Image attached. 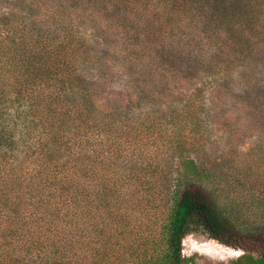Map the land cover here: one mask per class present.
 <instances>
[{"label":"trees","instance_id":"obj_1","mask_svg":"<svg viewBox=\"0 0 264 264\" xmlns=\"http://www.w3.org/2000/svg\"><path fill=\"white\" fill-rule=\"evenodd\" d=\"M195 232L264 264V0H0V264Z\"/></svg>","mask_w":264,"mask_h":264},{"label":"rangeland","instance_id":"obj_2","mask_svg":"<svg viewBox=\"0 0 264 264\" xmlns=\"http://www.w3.org/2000/svg\"><path fill=\"white\" fill-rule=\"evenodd\" d=\"M249 145L248 142L246 148ZM182 249L186 256H195L196 264H228L241 254L240 251L224 247L199 232L186 235Z\"/></svg>","mask_w":264,"mask_h":264}]
</instances>
